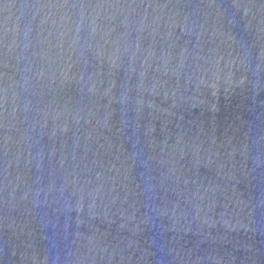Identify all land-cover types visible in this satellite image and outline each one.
<instances>
[{
	"label": "water",
	"instance_id": "water-1",
	"mask_svg": "<svg viewBox=\"0 0 264 264\" xmlns=\"http://www.w3.org/2000/svg\"><path fill=\"white\" fill-rule=\"evenodd\" d=\"M0 264H264V0H0Z\"/></svg>",
	"mask_w": 264,
	"mask_h": 264
}]
</instances>
